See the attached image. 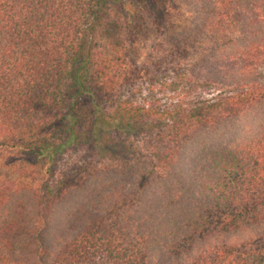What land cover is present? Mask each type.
Instances as JSON below:
<instances>
[{"label": "trees", "instance_id": "obj_1", "mask_svg": "<svg viewBox=\"0 0 264 264\" xmlns=\"http://www.w3.org/2000/svg\"><path fill=\"white\" fill-rule=\"evenodd\" d=\"M170 1L0 0V153L40 176L0 178V264H264V0H176L201 59L129 78L124 31ZM77 150L140 161L73 188Z\"/></svg>", "mask_w": 264, "mask_h": 264}, {"label": "rangeland", "instance_id": "obj_2", "mask_svg": "<svg viewBox=\"0 0 264 264\" xmlns=\"http://www.w3.org/2000/svg\"><path fill=\"white\" fill-rule=\"evenodd\" d=\"M164 20L155 16L157 22L161 24L150 25L149 29L145 27V33L141 38L131 39L127 33H123L124 38L120 42L122 55L125 60V72L129 78L140 77L142 70L152 68L157 62H164L163 68H172V60L184 68H190L195 61L201 59L202 53H197L187 42L185 35L195 30L198 22L197 14L192 9L187 8L183 3L171 0L162 10ZM146 20H149L146 18ZM183 42L180 43L179 40ZM164 42L163 51H158V44ZM181 46V47H179ZM140 98V79L135 85L126 83L120 95L112 98V102L129 100L132 97ZM170 95H167V101L170 102ZM121 100V99H120ZM135 147V145H133ZM133 147V148H134ZM94 158L88 150L75 151L68 153L62 158L57 166V176L63 177L66 174L70 180L68 185L73 188H79L86 180L92 178L97 172L105 169L128 170L136 166L140 160L130 159L129 161H116L107 159L100 161ZM19 158L13 154L0 153V178L3 181H12L18 187H35L40 185L39 172L35 169L26 167L18 162ZM65 175V176H66ZM141 194L140 188L136 189L134 201H137ZM127 204L126 199H122L107 215L108 222H115L117 214Z\"/></svg>", "mask_w": 264, "mask_h": 264}]
</instances>
